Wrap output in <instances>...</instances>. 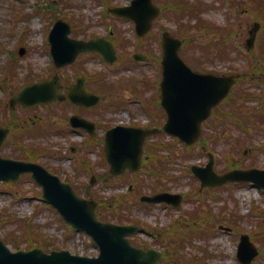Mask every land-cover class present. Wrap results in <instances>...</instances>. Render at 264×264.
<instances>
[{
	"label": "rangeland",
	"instance_id": "374dc122",
	"mask_svg": "<svg viewBox=\"0 0 264 264\" xmlns=\"http://www.w3.org/2000/svg\"><path fill=\"white\" fill-rule=\"evenodd\" d=\"M155 1L157 4L166 2V0ZM189 1L193 3L196 0ZM50 2L51 0H14L13 5L9 0H0V97L3 96L4 86L1 79L7 77L5 69L4 71L2 69L11 60V54L15 50L14 63L22 67L19 71V81L21 83L30 72L36 77H41L47 75L53 68V60L48 45V35L53 27V17L50 18L51 14H49L48 19H46L43 15L44 11L42 12V17L38 16V13L35 14L38 10L35 3L46 5ZM129 2L130 0H111V5L129 4ZM201 2L209 8L205 9L206 12L202 15L203 18L223 28H239L240 33L236 47L241 55L237 56L234 54L232 56L233 60L217 63L215 67L205 65L198 67L193 61L192 52L185 48V50L183 49L186 55H183L184 58L190 66L199 71L212 68L218 71H229L233 66L242 68L246 64V59L251 58V53L246 49V40L249 37V29L254 22L250 7L254 6L255 3L252 0H202ZM75 4L81 7L61 10V13L66 17L65 20L70 22L72 26H74L73 20H77L78 17L85 20V24L90 28L88 31L91 33L107 35L109 28L114 26V28L126 32L128 39L132 43L129 47V52L132 53L141 48L134 37L136 36L134 25L130 21L117 20L111 17L107 14V9H105L104 5L98 0H76ZM211 4L214 5L212 9ZM14 6L17 7V10L12 8ZM29 15L36 17L31 20L32 16L28 17ZM192 25H195V22H192ZM162 28H166L172 34H177L176 24L169 18L161 19L160 24H156L153 33L163 32ZM23 34L26 36H24L25 38ZM190 35L193 38L195 37L194 33ZM153 45L157 49L160 48V42L154 41L153 37H151L145 42L144 47L148 48ZM27 46L31 48V52L29 55L26 54L24 57H20L19 49ZM262 47L263 45L256 40L254 49L261 50ZM92 67L101 69L103 65L98 60L93 63ZM139 71H146L149 81L154 80L158 76L160 78V71L155 63L140 67ZM248 71L251 72V69L249 68ZM121 75L124 77L130 75L132 77L133 71H123ZM119 77L120 75L118 74L112 75L109 81L117 83ZM249 87L262 89L255 81H247L242 85V88ZM131 94V91L124 89L118 93L117 98L110 97V99L128 100ZM146 96L152 97V90H149ZM258 103L260 107L264 108V94H261V102L252 101L249 104L257 105ZM224 108L232 109L227 104ZM235 109L240 110V107L235 105ZM116 118L118 120H127L125 113H120ZM210 126L213 127L210 132L212 136L210 144L215 149L217 169L219 171L225 169L224 163L225 165L242 163L246 166L257 164V167L264 168V152L259 153V151L254 150L253 153L244 155L243 143L241 138H238L239 133H233L228 128L221 127V123L217 120H214L209 126L204 125V129ZM253 136L257 138L258 142L264 143V130L253 133ZM214 139H217V141H214ZM207 161V155H199L189 162H182L179 156L174 170L170 173L174 176V179L166 178L163 181V184L168 186L171 191L185 195V202L180 210L170 209L161 205L149 207L145 204H139L137 202L140 197L137 194L138 189L145 190L146 194L151 193L153 183L147 180V185L143 187L140 185L136 186V192L131 195L134 207L129 214L131 218L139 220L143 227L160 231L162 228H168L175 218L181 217L183 221H187L189 212L201 209L196 216L199 218V223H202L201 227L205 225L208 228L205 232L203 230L204 233L200 237L195 238L196 247L190 246L187 248L186 253L182 254V261L186 264L188 258L200 255L201 248L205 247L208 253L213 255L210 261L208 260L211 264H240L237 258L240 233L254 236L256 245L264 250V192L249 184H237L224 186L221 189L206 192L202 195L198 190L199 182L188 171L192 164L200 163L204 165ZM145 175L146 173L142 174V176ZM142 176L140 177L142 178ZM117 186L112 188H94V191L105 197L127 193L126 185ZM37 189L29 179H26L22 189L13 187L11 190L0 191V212L7 215V217H11H2L6 219L8 227L1 232L0 237H8L12 249L16 242L21 243L22 249L30 248V242L35 241L37 235L26 225L29 226L32 223H36L43 227L42 235L53 241L51 248L63 249L71 246L70 249L73 252H77V241L73 237L72 232L55 210L43 206V202L37 199L39 194ZM131 192H134V188L131 189ZM204 197H206V200L202 203L201 199ZM36 208L39 209L37 216L31 219L30 217L36 212ZM208 214L214 219V224L210 222ZM220 225L231 227L232 231L220 230ZM211 227L213 228L208 231ZM198 228L202 230L199 226ZM83 237L84 235H81V239ZM136 240L151 243L160 250H164V247L167 246V244L165 246L164 243L156 241L154 236L147 234L138 235ZM257 261L258 264H264V255L261 258L259 257Z\"/></svg>",
	"mask_w": 264,
	"mask_h": 264
},
{
	"label": "water",
	"instance_id": "95a60500",
	"mask_svg": "<svg viewBox=\"0 0 264 264\" xmlns=\"http://www.w3.org/2000/svg\"><path fill=\"white\" fill-rule=\"evenodd\" d=\"M149 0H138L134 8L123 9L127 16H132L138 21V30L147 32L151 26L152 19L157 15L154 7H148ZM256 30H254L255 33ZM253 33V36H254ZM253 40V39H252ZM165 49V74L166 91L171 92L170 120L166 129L174 134H178L189 143L194 142L200 134V125L210 114L211 109L227 94L229 88L236 82L237 77L227 78H199L193 74L179 59L178 50L180 42L172 39L169 35L164 36ZM61 52L66 53L62 48ZM179 73V74H176ZM174 76V78H173ZM56 86V85H55ZM55 86L50 83L37 84L31 88L23 90L22 97H28L32 93V99L45 100L51 93V98H55ZM170 96V95H169ZM20 97L21 99H24ZM0 147L5 139L4 130L0 129ZM134 140L129 141V146ZM140 148L138 155L140 154ZM6 165L9 162L0 160V179L8 180V170ZM213 160L202 175L209 182L223 184L227 181H252L264 188V171L247 170L232 171L224 176H216L213 173ZM13 167H10L12 170ZM27 170L23 168L22 171ZM21 171V172H22ZM36 176V175H35ZM38 181L44 186V196L47 201L55 204L66 219L79 229H86L91 232L101 246V256L98 259L82 258L72 256L69 252H53L51 255L45 254L41 250H34L28 253H11L0 241V264H154L163 255L153 250L144 252L132 248L124 240V236L130 234L132 227H119L114 225H104L96 221L95 206L92 202H87L78 198L72 189L48 174H38ZM151 202L157 201L154 198H143ZM243 244L250 245L248 237H244ZM257 254L252 248L250 253L242 257L245 264H250V260Z\"/></svg>",
	"mask_w": 264,
	"mask_h": 264
},
{
	"label": "flooded vegetation",
	"instance_id": "af4514ba",
	"mask_svg": "<svg viewBox=\"0 0 264 264\" xmlns=\"http://www.w3.org/2000/svg\"><path fill=\"white\" fill-rule=\"evenodd\" d=\"M85 72L84 69H81L67 77L66 82H64V88L79 78L75 76L82 75ZM86 83L91 91H97L98 81L94 75H89ZM108 111L109 109L106 110L99 106H79L69 100L55 102L50 106L35 108L33 117H29L31 120L36 119L32 122V125L37 126L35 136L43 139H60L63 141L54 146L57 151H51V153L45 151L41 153L39 160L44 165L46 164L45 166L51 171H55L58 174L64 172L67 174L69 172L63 167L65 159L66 161L76 160L78 164L73 169L74 175L71 176L73 180L72 184L75 186H90L99 181L102 182L97 184L99 186L110 185L106 182H110L113 177L109 175V166L101 155L102 140L105 138L108 130L115 125L111 123ZM74 115L82 116L95 124L91 127L95 138L88 129L75 128L71 125L70 120ZM144 122H147V120H144ZM151 123H141L139 126H149ZM20 138L32 139L35 137L27 130L22 132ZM68 140H78L80 148L74 149L71 143L64 142ZM90 140H93L94 143H91ZM71 151H76L77 154L72 155ZM66 152H68V155Z\"/></svg>",
	"mask_w": 264,
	"mask_h": 264
}]
</instances>
